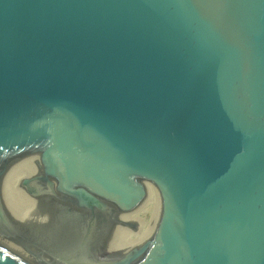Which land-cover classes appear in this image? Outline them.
I'll return each mask as SVG.
<instances>
[{
	"label": "water",
	"instance_id": "1",
	"mask_svg": "<svg viewBox=\"0 0 264 264\" xmlns=\"http://www.w3.org/2000/svg\"><path fill=\"white\" fill-rule=\"evenodd\" d=\"M35 156L25 217L63 263L139 232L106 218L152 179L153 236L106 264H264V0H0L3 222ZM0 264L40 263L0 229Z\"/></svg>",
	"mask_w": 264,
	"mask_h": 264
},
{
	"label": "rangeland",
	"instance_id": "2",
	"mask_svg": "<svg viewBox=\"0 0 264 264\" xmlns=\"http://www.w3.org/2000/svg\"><path fill=\"white\" fill-rule=\"evenodd\" d=\"M20 181L17 182L16 188L18 187L17 189L26 196V194L19 187ZM2 192L4 195L3 203L7 209V214H6L5 222L0 220V229L16 245V247L19 248L23 253L27 254L31 259L35 260L40 264H67V263H63L62 259L52 256L51 254H49L48 252H46L41 248L39 244V227H40L41 219L25 217L32 206L30 205L29 207L30 209L29 210L27 209L28 211H26V213H22L21 216L19 214L21 213V211H23L21 209L27 206V204L29 203L27 202L20 208H15L13 206H10L5 202L6 193L4 194L5 192L4 183H3ZM26 197L33 205V199L30 198L29 196ZM153 214L154 213L152 210L142 214L143 217L142 216L141 217L145 222V224L141 223L142 226L139 232L135 233L132 231H127L118 234L115 238V241L110 245L94 243L89 249L80 253L76 258H74L75 259L74 262L81 259H85V260L88 259L90 261V264H106L115 261L119 258H122L124 256L130 255L131 252L133 251L132 249L135 246H137V244L135 243L130 244L128 240L136 239L139 236V234H141L144 231H148L151 228V225L153 224L150 223L152 222ZM117 221H125V220L115 217H109V219L106 218L107 223L117 222Z\"/></svg>",
	"mask_w": 264,
	"mask_h": 264
},
{
	"label": "bare ground",
	"instance_id": "3",
	"mask_svg": "<svg viewBox=\"0 0 264 264\" xmlns=\"http://www.w3.org/2000/svg\"><path fill=\"white\" fill-rule=\"evenodd\" d=\"M44 172H45V166L42 162V159L38 156L28 158V159L18 163L17 165H15L13 168H11L7 172V174L5 175V178H4V186H5L4 194L6 193V195H5L6 196L5 197L6 198L5 199L6 204L13 206L15 208H20L28 202L29 204H27V206H25L24 208L21 209L23 211H21V213L18 212L21 216H22V213H26V211H28L30 209L29 207H30V205L32 206V204L27 199V197L17 189L18 187L16 188V184L21 179H24V178L31 176V175H34V174L44 175L45 174ZM144 188L146 191V197H145V200H144L143 204L141 205V207H139L137 210H135L131 213L123 214V215L115 217V218H119V219H124L125 221H128V222L140 221L141 223L145 224V222L142 219V217H143L142 214H144L150 210H152L154 213L152 215V222L150 221L151 222L150 224H153V225H151V228L148 231H144L141 234H139V236L136 239L128 240V242L130 244L131 243L137 244V246H135L132 249L133 251L131 252V254L135 251L142 249L147 244L150 237L153 236V234H154V232L158 226V223H159V214H160V209H161V203H160L159 193H158V191L154 185L153 180L149 179L148 181H146L144 183ZM135 236H137V235H135ZM87 260L81 259V260H78V261L71 263V264H90V261L89 260L87 261Z\"/></svg>",
	"mask_w": 264,
	"mask_h": 264
}]
</instances>
